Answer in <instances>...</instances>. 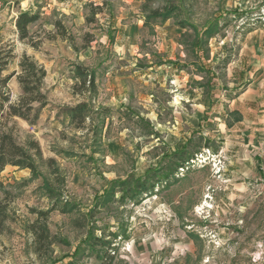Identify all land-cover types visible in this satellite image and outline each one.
<instances>
[{
	"label": "rangeland",
	"instance_id": "obj_1",
	"mask_svg": "<svg viewBox=\"0 0 264 264\" xmlns=\"http://www.w3.org/2000/svg\"><path fill=\"white\" fill-rule=\"evenodd\" d=\"M1 2L0 45L12 43L15 54L5 73L19 70L23 52L46 69L47 104L35 124L18 118L16 135L57 161L56 187L69 206L50 213L53 242L36 254L29 208L52 200L40 177L6 166L1 179L14 196L0 264H99L107 247L112 264H264V0H191L184 13L199 28L219 17L203 49L182 43L172 18L144 26L141 0ZM95 5L102 9L90 22ZM24 10L40 13L28 26L37 48L18 39L14 19ZM54 20L75 49L46 37ZM85 33L93 39L82 47ZM74 62L95 68L93 102L110 108L100 146L62 112L82 100L71 92ZM9 87L20 92L15 77ZM179 154L189 156L184 168ZM154 168H178V179L137 198L104 197L113 182Z\"/></svg>",
	"mask_w": 264,
	"mask_h": 264
},
{
	"label": "trees",
	"instance_id": "obj_2",
	"mask_svg": "<svg viewBox=\"0 0 264 264\" xmlns=\"http://www.w3.org/2000/svg\"><path fill=\"white\" fill-rule=\"evenodd\" d=\"M190 2L191 0H141L140 9L143 14V25L153 28L155 24L172 18L179 28L184 29L180 34L181 42L189 48L203 49L208 39L218 31L219 17L208 21L199 28L184 13L187 11ZM154 3H158V5H152ZM101 9L99 5L92 6L91 17H87V20L93 21L94 15ZM39 18V11L24 10L20 11L14 19L18 39L27 42L33 48H37L40 41L39 39L35 40L34 36L29 33L28 26ZM53 28L55 29L53 33L51 31L46 33L47 38L53 39L58 36L63 40H69L73 48H76L73 44V35L60 20L53 21ZM83 39L82 47L93 39V35L85 33ZM110 41H112V37H110ZM13 51L12 43L6 42L0 45V174L7 165H11L29 169V180L41 178L40 187L46 196L52 200V204L46 209L30 207L29 210L35 217L25 227L33 236L34 252L41 255L47 251L54 238L48 227L50 213L53 210L67 211L69 202L60 199L61 193L57 190L56 185L58 181L61 183L63 179L59 175L61 169L54 157H44L36 139L27 137L23 142H20L17 138V119L35 124L41 110L47 104V94L44 88L46 69L32 56L23 52L17 63L19 70L5 73L15 58ZM13 77H15L20 89V92L15 96L9 87V81ZM72 77L74 83L71 92L81 96L82 100L73 105H63L62 112L67 118V125L72 130L85 131L93 144L100 146L110 108L93 102L98 95L97 72L95 68L74 62ZM177 158L180 160V168L186 167V164L189 163V156L179 154ZM40 166H44L47 170L46 173L52 175V180L40 170ZM177 171L178 168H175L168 173H163L161 168H154L140 177H129L115 181L104 194V197L110 198L116 191L120 192L121 199L124 197L137 198L144 193L152 194L157 184L164 181L168 185L171 181H176L178 179ZM13 196V193L6 188L0 175V234L9 230L7 222L12 219L10 202ZM58 202L60 203L58 204ZM95 207H98V203H95ZM93 243L90 245L93 246ZM105 243L106 241H103V244ZM114 249L107 247L100 255L99 264H112L110 252ZM62 264L83 263L69 259Z\"/></svg>",
	"mask_w": 264,
	"mask_h": 264
},
{
	"label": "built area",
	"instance_id": "obj_3",
	"mask_svg": "<svg viewBox=\"0 0 264 264\" xmlns=\"http://www.w3.org/2000/svg\"><path fill=\"white\" fill-rule=\"evenodd\" d=\"M1 7H2V2H1V0H0V10H1Z\"/></svg>",
	"mask_w": 264,
	"mask_h": 264
},
{
	"label": "crops",
	"instance_id": "obj_4",
	"mask_svg": "<svg viewBox=\"0 0 264 264\" xmlns=\"http://www.w3.org/2000/svg\"><path fill=\"white\" fill-rule=\"evenodd\" d=\"M8 166V165H7Z\"/></svg>",
	"mask_w": 264,
	"mask_h": 264
}]
</instances>
